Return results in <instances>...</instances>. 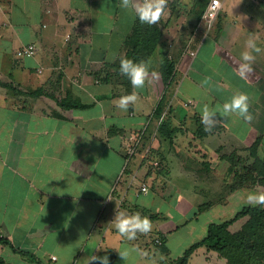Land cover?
<instances>
[{"label":"crops","instance_id":"0c3cea01","mask_svg":"<svg viewBox=\"0 0 264 264\" xmlns=\"http://www.w3.org/2000/svg\"><path fill=\"white\" fill-rule=\"evenodd\" d=\"M210 1L167 0L150 69L160 74L168 56L171 83L160 74L124 111L118 101L134 90L116 64L137 19L131 9L120 0H0V239L7 241L0 264H88L90 255L110 264H178L211 224L224 222L198 226L205 204L197 184L221 178L207 188L225 193L207 206L213 219L235 194L246 196L242 186L231 188V168L247 147L253 165L255 145L264 162V0H232L235 13L221 0L223 24L213 38L198 28L199 8ZM31 46L33 55L18 54ZM246 50L255 57L254 81L225 56L243 63ZM237 93L249 97L252 121L233 114V132L222 123L206 132L203 108L220 109ZM161 100L170 138L154 115ZM231 135L240 140L224 138ZM199 160L216 175H204ZM174 162V178L194 186L184 195L172 186ZM119 211L147 216L151 231L125 239L109 224ZM172 213L181 222L171 223ZM186 264L229 263L204 246Z\"/></svg>","mask_w":264,"mask_h":264},{"label":"trees","instance_id":"16d2710c","mask_svg":"<svg viewBox=\"0 0 264 264\" xmlns=\"http://www.w3.org/2000/svg\"><path fill=\"white\" fill-rule=\"evenodd\" d=\"M206 7L207 4L203 2L201 8H199L201 11L200 19ZM161 38L162 30L157 24L152 26L141 24L137 17L133 30L125 42L126 53L116 64L119 72L120 61L124 58L132 59L137 63L141 61L151 62L157 52ZM234 61L235 66L239 68L242 62L235 59ZM160 72L164 85L168 87L175 72V62L169 59L168 56H164ZM246 77L254 81L257 76L252 70V72L246 74ZM123 78L127 82L130 81L125 75H123ZM154 115L157 120H160L163 115L162 100L156 106ZM169 129L168 118H164L159 123L158 130L162 135L170 138ZM255 150H257L256 145L251 150L255 163L252 167H249V170H245V173L251 175L255 173L258 181L264 185V162L257 158ZM240 223H242L241 227L234 229ZM0 243L6 244L7 241L0 239ZM204 246L217 252L229 264H264V206H244L229 220L219 224H211L205 237L189 247L178 264H186L194 251Z\"/></svg>","mask_w":264,"mask_h":264},{"label":"clouds","instance_id":"9594fccd","mask_svg":"<svg viewBox=\"0 0 264 264\" xmlns=\"http://www.w3.org/2000/svg\"><path fill=\"white\" fill-rule=\"evenodd\" d=\"M213 2L215 3L216 0H213ZM120 3L123 8L131 9L134 12L141 24L155 25L161 20L162 16L167 15V0H120ZM246 47L255 52L260 51L252 40L247 42ZM254 59L255 57L248 50L241 54L243 63L240 64L238 72L242 79L245 78L246 74L252 72ZM120 72L128 77L134 90L132 94L122 96L118 101V107L124 111L128 110L129 104L135 103L138 99L137 89H143L146 85H151L154 80H158L160 77L157 71L150 69V61L137 63L127 58L121 59ZM249 108V97L244 93H237L232 96L230 101L225 102L220 109H209L208 106H205L201 115V123L204 125L206 132H211L220 123L218 116L229 117L235 114L246 122H251L253 117ZM247 201L253 206H264V192L250 193ZM109 224L127 240H135L138 234H146L152 229V222L147 216H142L140 213L129 215L126 211L116 212L114 219ZM119 254L123 258L128 255L127 252ZM87 261L88 264H94L96 261H99V264H110L107 256L101 258L90 255Z\"/></svg>","mask_w":264,"mask_h":264},{"label":"rangeland","instance_id":"374dc122","mask_svg":"<svg viewBox=\"0 0 264 264\" xmlns=\"http://www.w3.org/2000/svg\"><path fill=\"white\" fill-rule=\"evenodd\" d=\"M229 3L230 4L227 3V5H229V10L232 11L233 13H235L236 12V7H235L233 1L231 0ZM219 16H221V18L220 19L217 18L214 21L213 26H212V28L210 30L207 31L203 26L200 27V29L205 34L207 33V35H209L210 38H213V37H215L216 35H218L220 33L219 29L221 30V28H222L224 14L220 13ZM225 56H227V58L229 60H231L232 62H235L234 61L235 58L233 56H231V55L229 56V55H226V54H225ZM208 107H209V109H212V107H214V106L209 105ZM200 113H202V111ZM218 119H220V123L224 124L225 126L227 125L229 127V125H231L230 129L233 132L232 123L236 122L235 118H233L232 116L231 117L230 116L229 117H223V116L219 117L218 116ZM224 138H228V139H231V140H234V141H236V139L240 140L239 137L232 136V135L231 136H224ZM248 148L249 147H247L246 150H241L238 153L239 157H237V156L234 157L235 163H234L233 167L231 168V176L234 178V180L230 184L231 188H234V189H237L238 187L242 186L243 187V191H245V193H246V196H242L241 194L240 195L239 194H235L233 197L230 198V204L227 206V209L226 210H221L220 215H218V217H214L215 219H213V217H212L213 214L211 212L207 213V209H208L207 206L210 203L220 202V200H221L220 198L225 196V193L222 194L221 192H217V191L216 192L209 191L207 188L210 187V186H213L216 183V181L218 179L221 180V178H219L215 174V172H213V169H212L213 166L211 164H207V166L209 168V170H207V168L204 166L205 165L204 162L202 160H199V163H202L201 167H200V170H201V172L204 175L208 176V175H211V174H215L216 177H217V179H215V178H213L214 180L212 179L215 183L211 182L208 185V182H204V183H200L199 182L197 184L198 188H201V191L199 193L198 202L205 204V207L202 209L204 214L199 216V223H198L199 227H201L202 224H204L207 220H210V219L214 220L215 222H221V221L228 220V219L232 218L237 212H239L244 206L251 205V204L248 203L247 197H248V195L250 193H255L253 191V189H256L257 193L264 192L263 188H261V187H259V185H257V182H256L255 178L253 177V175H251L250 173H245V170H249V167H251V165L253 163V159L250 156ZM263 152L264 151H262V153ZM212 158H213V160H215L217 157L215 155H213ZM236 158H237V160H236ZM262 158L264 159V153L262 155ZM181 161L182 162H187V160L185 158H182ZM191 167H192V163L191 162H187L186 166H184V168L188 172H190V170H188L187 168H191ZM170 168L172 170H174L173 171L174 174H173L172 186L175 185L176 187L180 188L182 194L184 195L185 193H187L191 189V186L193 184L186 183L184 181H180V180L174 178V177H177V174H175V171L177 169V165H176L175 162L170 165ZM210 169H211V171H210ZM220 170H222V169H220ZM238 175L240 176L239 178H241V180H238ZM243 180H244V182H243ZM224 182H226V179L224 180ZM193 187L194 186H192V188ZM224 187H227V185H224ZM187 202L185 200H184V202L179 200L176 203L179 204V206H181V208H185V207L188 206ZM171 203H172V201H169L168 204L171 205ZM166 206H168L167 203H166ZM220 207L224 208L222 206H217L218 209H220ZM218 211H220V210H218ZM172 214L173 215L170 217V220H169L171 223L174 222V223L177 224V223L181 222L182 219H180V217L177 216V214H174V213H172ZM189 216H190V214L187 217H185V218L188 219ZM241 225H242V223L238 224L236 227H234V229L240 228Z\"/></svg>","mask_w":264,"mask_h":264},{"label":"built area","instance_id":"2783aa9c","mask_svg":"<svg viewBox=\"0 0 264 264\" xmlns=\"http://www.w3.org/2000/svg\"><path fill=\"white\" fill-rule=\"evenodd\" d=\"M222 9V2L221 0H216L214 3L213 0L210 1L208 4L200 22L198 28L200 29L203 26L207 31L210 30L213 26L214 21L219 17V14ZM35 52L34 47H29L28 49L24 50L23 52H19V55H27L31 56ZM165 118V115L161 116L160 122ZM133 151L129 152V155H132ZM142 191H146V188H142Z\"/></svg>","mask_w":264,"mask_h":264},{"label":"bare ground","instance_id":"6f19581e","mask_svg":"<svg viewBox=\"0 0 264 264\" xmlns=\"http://www.w3.org/2000/svg\"><path fill=\"white\" fill-rule=\"evenodd\" d=\"M106 63H107V62H106ZM97 73H98V72H97ZM98 78H99V77H98ZM101 78H102V77H101ZM102 79H103V78H102ZM102 79H101V80H102ZM99 80H100V79H99Z\"/></svg>","mask_w":264,"mask_h":264}]
</instances>
